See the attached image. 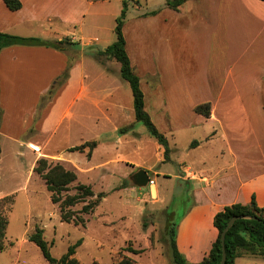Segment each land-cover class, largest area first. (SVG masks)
<instances>
[{"label":"crops","instance_id":"crops-1","mask_svg":"<svg viewBox=\"0 0 264 264\" xmlns=\"http://www.w3.org/2000/svg\"><path fill=\"white\" fill-rule=\"evenodd\" d=\"M20 1L22 9L13 12L0 0L1 33L45 41L70 39L80 47L70 45L59 51L13 46L1 52L0 144L3 137L12 142L18 139L19 143L33 128L45 135L55 132L56 137L70 122L94 132L115 130L119 140L113 145L110 142L101 154L99 142L89 158L64 152L71 158L64 157L67 161L78 159L84 164L83 160L98 157L99 164L90 166L94 169L102 165L100 155L106 154L104 157L109 159L105 165L111 160L121 161L128 157L123 153L141 148V136L133 130L135 110L130 84L122 78L121 69L112 70L86 53V48L99 41L105 25L106 0ZM152 12L145 19H135L137 28L129 30L125 23L127 51L141 79L146 111L152 121L162 114L169 125V153L174 156L175 166L182 165L175 178L182 193L191 200L178 224L177 247L190 264H199L218 239L214 220L219 212L234 204L249 205L253 198L264 209V2L185 0L178 10H173L166 1ZM86 32L94 34L90 42L77 37ZM70 50L79 53L73 60ZM186 58L192 68L189 73L183 67ZM69 66V78L42 116H36L47 93ZM20 87L26 95L19 91ZM10 98L15 99V104L32 105L23 121L11 119ZM205 104L211 105L210 118L195 111ZM181 105L194 115L184 125L192 139L184 145L183 157L179 155L183 150L178 125L182 115L177 113ZM128 113L133 122H116ZM195 124L210 128L193 130ZM126 128L129 131L120 134ZM91 140L98 142L94 137L82 143ZM27 144L34 153L42 150ZM147 144L165 151L159 142ZM155 188L156 184L151 190ZM258 261L264 259L242 255L236 264Z\"/></svg>","mask_w":264,"mask_h":264},{"label":"rangeland","instance_id":"rangeland-1","mask_svg":"<svg viewBox=\"0 0 264 264\" xmlns=\"http://www.w3.org/2000/svg\"><path fill=\"white\" fill-rule=\"evenodd\" d=\"M166 1L168 0H106L103 11L106 14L105 25L98 36L99 41L95 42L94 46L86 48V53L97 62L96 51L105 50L116 41V22L124 8V2L128 6L126 25H129L128 29L132 30L133 27L137 28L134 25L135 19L151 16L152 11ZM77 37H85L86 41L90 42L89 38H93L94 34L86 32ZM75 47L80 45L77 44ZM70 51H72L71 59L73 60L79 53L75 50ZM105 64L112 70L121 69L120 63L115 60H107ZM183 67L188 73L192 69L187 58ZM134 69L136 71L135 67ZM19 91L26 95V90L21 88ZM48 93L44 104L38 107L36 114L38 117L42 116L52 100ZM29 106L32 105L15 104V99L10 98L8 108L11 119L23 121ZM177 109L178 115H182L178 125L181 127L179 142L183 150L179 155L183 157L186 154L184 145L192 139L191 132L185 133L187 129L184 125H188L194 115L185 109L184 105ZM134 116L133 130L140 134L144 147L138 148L140 150L134 149L132 153H123L128 157L121 161L111 160L105 165L103 163L109 159L104 157L106 154L100 155L102 165L94 169L90 166L96 167L99 164L98 157L92 161L83 160L87 165L85 166L78 159H72V162L63 159L64 157L71 159L68 154L63 155V153H71V147L80 146L85 143H82L83 140L97 137L98 145L100 142L103 148L100 151L101 154L110 142L111 145L118 142L117 131L98 132L97 129V132H94L90 128L81 129L67 122L56 137L55 132L45 135L33 128L24 139L21 138L19 143L18 139L12 142L8 138H1L3 154L0 161V199L13 196L15 202L12 205L8 200L5 205V215L9 220V226L6 250L0 253V264H50L43 256L41 249L30 241V237L37 229L44 231L51 254L58 260L68 252L70 246L83 240V244L77 250L79 264H118L124 258H130L136 264H174L167 233L171 228L178 230L177 226L191 203L190 198L180 190L179 181L175 178L176 173H180L182 165L175 166L171 152L166 158L165 151H157L152 144H147L150 141L158 142L149 135L146 126L137 122ZM129 117L132 115L125 114L123 120H116V122H131L133 118ZM153 121L168 138L169 125L163 115L154 116ZM113 126H115L114 123ZM202 128L207 129L210 126L195 124L193 130ZM21 141L24 142L23 145ZM93 141L95 140L89 142ZM27 143L41 147V152L34 153ZM63 147L68 149L63 150ZM88 152L89 149H86L82 153L76 152L69 155L77 157L81 154L89 158ZM41 159H47L53 164H62L67 170L75 172L78 181L72 185V188L77 184H84L92 187L96 195L106 194V198L93 213L81 215L86 220L85 226L62 222L59 205L52 203L46 182L35 172ZM140 170L146 171L150 180L155 182L156 188L153 191L150 185L146 188L134 185L132 178ZM74 193L73 189L65 192L63 198ZM83 207L82 203L71 210L79 213ZM131 250L142 253L135 255ZM258 264H264V261H258Z\"/></svg>","mask_w":264,"mask_h":264},{"label":"trees","instance_id":"trees-1","mask_svg":"<svg viewBox=\"0 0 264 264\" xmlns=\"http://www.w3.org/2000/svg\"><path fill=\"white\" fill-rule=\"evenodd\" d=\"M264 2V0H260ZM7 7L13 11H19L23 5L20 0H4ZM185 0H168L167 5L173 9L178 10L183 5ZM128 16V6L124 2V8L121 15L117 19L115 33L116 41L105 50L96 51L95 58L101 63L105 64L108 60H115L121 65V76L126 80L132 89L134 98L135 119L137 122L143 123L148 129L151 137L156 139L164 148L166 158L169 155V143L167 137L162 134L153 123L150 115L145 108V96L141 88V79L136 73L132 61L127 51V41L124 34V26ZM70 39L62 41H45L39 38H23L13 36L0 32V54L5 48L13 46H38L53 48L59 51H64L72 44ZM71 66L67 67L66 71L59 77L53 87L50 89L51 98L54 97L57 90L69 78V71ZM1 94V90H0ZM48 97V96H47ZM44 98V100L47 99ZM197 113L204 115L207 118L211 116V105L205 104L198 106L195 110ZM3 120V110L0 106V129ZM129 128L122 129L120 134H125ZM98 147L97 142H88L83 145L71 148V152H84L89 149L88 156L91 157L93 151ZM2 157V147L0 144V159ZM35 172L46 182L47 189L51 194V201L55 205H59L61 210L62 222L74 224L75 226H85L86 220L81 215H90L100 206L102 201L106 198V194L100 193L96 195L92 187L77 184L78 176L75 172L67 170L62 164L49 163L47 159H41L35 168ZM74 190L73 195H68L63 198L65 192ZM10 200L14 204L13 196L0 199V253L6 250V236L9 226V220L5 215L6 202ZM84 204L81 212L75 213L71 208ZM252 216L257 220L240 219L227 232L225 247H226V264H236V260L242 255H249L252 257H259L264 259V209L259 207L253 198L251 204L242 205L234 204L225 207L224 210L215 216L214 225L219 232L218 239L213 244L210 254L199 264H221L223 258L222 236L227 228L229 222L234 217ZM178 228V226H177ZM170 240L171 257L174 264H190L186 258L179 252L177 247V229L171 228L167 233ZM30 241L35 243L42 251L43 256L50 264H79L77 258V250L83 244V240H79L76 244L70 246L68 252L60 259L52 256L48 242L45 240L44 231L37 229L30 237ZM135 255L142 253L141 251L131 250ZM118 264H136L130 258H124Z\"/></svg>","mask_w":264,"mask_h":264},{"label":"water","instance_id":"water-1","mask_svg":"<svg viewBox=\"0 0 264 264\" xmlns=\"http://www.w3.org/2000/svg\"><path fill=\"white\" fill-rule=\"evenodd\" d=\"M133 182L134 185L139 187V188H146L149 185L150 182V176L149 174L144 171V170H140L138 173H136L133 176ZM240 219H247V220H254L256 221L257 218L256 217H252V216H243V217H234L228 224L227 228L225 229L223 236H222V246H223V258H222V262L221 264H226V247H225V240H226V235L227 232L234 226V224L240 220Z\"/></svg>","mask_w":264,"mask_h":264},{"label":"built area","instance_id":"built-area-1","mask_svg":"<svg viewBox=\"0 0 264 264\" xmlns=\"http://www.w3.org/2000/svg\"><path fill=\"white\" fill-rule=\"evenodd\" d=\"M150 188L155 186V182L153 180H150L149 182Z\"/></svg>","mask_w":264,"mask_h":264}]
</instances>
